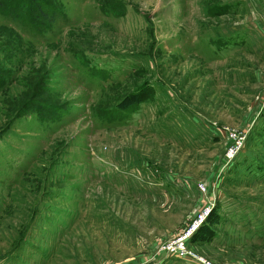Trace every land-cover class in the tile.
<instances>
[{
	"label": "rangeland",
	"instance_id": "rangeland-1",
	"mask_svg": "<svg viewBox=\"0 0 264 264\" xmlns=\"http://www.w3.org/2000/svg\"><path fill=\"white\" fill-rule=\"evenodd\" d=\"M18 1L0 264H264V0Z\"/></svg>",
	"mask_w": 264,
	"mask_h": 264
},
{
	"label": "built area",
	"instance_id": "built-area-1",
	"mask_svg": "<svg viewBox=\"0 0 264 264\" xmlns=\"http://www.w3.org/2000/svg\"><path fill=\"white\" fill-rule=\"evenodd\" d=\"M201 220L194 225L190 233L188 232L184 236L178 237L176 240L170 243V245L166 249L170 256L179 260L194 259V261L196 260V262H198L199 264H208L201 259H195V256L185 248L186 241L188 240L189 236L194 232V230L199 227L198 225L202 222Z\"/></svg>",
	"mask_w": 264,
	"mask_h": 264
},
{
	"label": "trees",
	"instance_id": "trees-1",
	"mask_svg": "<svg viewBox=\"0 0 264 264\" xmlns=\"http://www.w3.org/2000/svg\"><path fill=\"white\" fill-rule=\"evenodd\" d=\"M23 2H24V0L18 1L17 8L18 9H20V8L21 9L22 8L29 9L28 6L22 4ZM29 2H30L31 5H34V7H36L39 18L47 20V22L49 24L54 23V21L57 20L58 13L57 12H54V11H49L48 10L49 8L46 7V6L43 7L45 4L42 2V0H29ZM8 17L12 18L13 16L10 15V14H8Z\"/></svg>",
	"mask_w": 264,
	"mask_h": 264
}]
</instances>
